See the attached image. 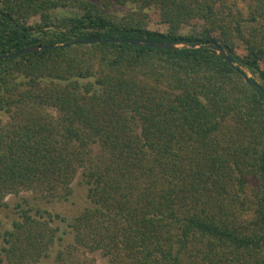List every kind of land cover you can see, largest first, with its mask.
Returning a JSON list of instances; mask_svg holds the SVG:
<instances>
[{
  "label": "trees",
  "instance_id": "trees-1",
  "mask_svg": "<svg viewBox=\"0 0 264 264\" xmlns=\"http://www.w3.org/2000/svg\"><path fill=\"white\" fill-rule=\"evenodd\" d=\"M94 37L211 42L235 65L205 47H57ZM48 45L0 59V209L68 200L78 173L88 204L61 231L16 203L0 264H264V95L244 80L264 86V0H0V53Z\"/></svg>",
  "mask_w": 264,
  "mask_h": 264
},
{
  "label": "rangeland",
  "instance_id": "rangeland-1",
  "mask_svg": "<svg viewBox=\"0 0 264 264\" xmlns=\"http://www.w3.org/2000/svg\"><path fill=\"white\" fill-rule=\"evenodd\" d=\"M134 9L132 5H114L112 7V11L116 12L120 15L127 13L128 11ZM71 9L61 8L60 11L64 13H70ZM157 18L155 15L151 16V27H156ZM248 77H252L257 83H261V80L258 78L257 75L250 73L249 71L245 70ZM0 119L3 121H7L6 115L0 114ZM93 153L99 150V146L97 144L93 145ZM72 193L68 200H55L49 202L43 198H35L33 193L30 191H23L18 194H11L8 195L5 199L6 203L9 204L10 207L0 209V228L8 229L11 228L12 220L17 218V212L13 210L11 207L14 206L18 202H22L24 199H28L31 205L33 206L34 203H41L44 207H50L54 211L58 212L62 215L65 220H56L53 224L60 226L61 231H69L67 224L68 222L72 221L76 215L88 204V199L86 197L87 194V187L82 180V176L80 173L77 174L76 178L73 180L71 184ZM34 208V206H33ZM64 240H62V246L72 243L73 237L71 233H66L63 235ZM89 257L95 259L97 264H109L108 258L103 256L100 250H96L93 252H87ZM54 256L52 254H48L47 256L43 257L37 264H53Z\"/></svg>",
  "mask_w": 264,
  "mask_h": 264
},
{
  "label": "water",
  "instance_id": "water-1",
  "mask_svg": "<svg viewBox=\"0 0 264 264\" xmlns=\"http://www.w3.org/2000/svg\"><path fill=\"white\" fill-rule=\"evenodd\" d=\"M98 42H103V43L120 42V43H124V44L139 45V46L153 47V48H159V49H174V48H183V47H205V48L213 49L219 53H222L225 60L229 64L235 65V60L233 57L226 54L225 50L220 45H218L216 43H211V42L203 45V44H198V43H191V44L170 43V42H161V41H153V40H147V39H134V38L119 39V38H112V37H109V38L94 37V38H87V39H81V40H76V41H72V42H67L64 44H60L57 47H66V46H69V45L75 44V43L90 44V43H98ZM52 48H54L53 45L33 46L30 48H24V49L16 50L12 53H0V59L24 55V54H28V53L36 52V51H40V50H49ZM244 80L248 84L256 86L264 95V86L262 84L250 81V79L247 75L244 76Z\"/></svg>",
  "mask_w": 264,
  "mask_h": 264
}]
</instances>
